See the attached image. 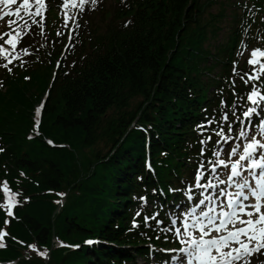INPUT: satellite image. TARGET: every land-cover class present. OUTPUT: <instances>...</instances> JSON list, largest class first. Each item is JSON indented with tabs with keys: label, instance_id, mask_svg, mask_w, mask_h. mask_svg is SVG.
Returning <instances> with one entry per match:
<instances>
[{
	"label": "trees",
	"instance_id": "trees-1",
	"mask_svg": "<svg viewBox=\"0 0 264 264\" xmlns=\"http://www.w3.org/2000/svg\"><path fill=\"white\" fill-rule=\"evenodd\" d=\"M63 3L47 0L43 27L20 24V58L0 66V182L16 196L13 216L0 207V263L167 262L164 229L223 147L211 129L264 95L241 60L264 50V0H103L95 18L69 10L67 27ZM44 95L41 136L27 139Z\"/></svg>",
	"mask_w": 264,
	"mask_h": 264
},
{
	"label": "snow or ice",
	"instance_id": "snow-or-ice-1",
	"mask_svg": "<svg viewBox=\"0 0 264 264\" xmlns=\"http://www.w3.org/2000/svg\"><path fill=\"white\" fill-rule=\"evenodd\" d=\"M88 2L89 0H64L62 10L65 27L68 26V21L73 19V16L69 15V5L71 8H79L80 11H83L84 5ZM90 2L95 4L96 0H90ZM0 3L7 8L16 4L17 0H0ZM34 6L35 11L33 12L31 9ZM21 10H23L24 16L42 17L46 10L45 0H22L14 12H5L4 16L21 17ZM2 18L0 17V19ZM7 23L11 27L17 21L8 20ZM32 23L40 24L35 19L32 20ZM25 26H27V21H25ZM40 26L43 27L42 24ZM78 26V24L75 25V27ZM25 34L22 28L0 34V40L4 36H8L4 44L9 46V48H5L0 44V59L6 61L0 66L7 68L13 60L20 58V53H13ZM22 53L29 54L27 49H23ZM262 58H264V50L254 49L251 51L247 63L252 66L253 73H245L248 77L245 83L261 79V74H264ZM233 71H236L235 66ZM241 79L244 77L242 76ZM246 99L252 105L259 107L261 101H264V95L253 90ZM42 108L43 104L37 109V118ZM231 111L235 120H230L228 113H224L221 117V120L226 124L227 131H225L224 125H218V128L211 129L212 134L219 138L216 145L219 146L221 143L229 145L230 151L220 147L214 148L212 155L215 159L207 162L211 164L210 168L206 167L204 161H201L195 173L194 188L203 190L200 193L202 198L194 196L192 188H189L185 195L188 201L193 202L190 210L174 218L169 227L164 229L166 232L174 230L177 240L182 245L178 249L180 255L173 258V264H251L250 258L264 250V121L253 122V117L257 113L256 107H249L236 115V105L234 104ZM237 122L240 125V131L233 136V133L236 132L233 125ZM213 123H218L215 118L209 119L207 125L200 127L207 131V126ZM38 126L39 119L36 121V127L38 128ZM250 128L258 129L261 139H256L255 135L249 137ZM234 139H239L242 143L229 144V141ZM211 140L212 135H208L200 143L206 145ZM2 151L3 149L0 148V152ZM204 152L205 149L202 148V156ZM222 153H226V158H221ZM218 168L227 170L226 179L218 178ZM206 174L212 175L216 182L208 180ZM249 177L254 183L250 182ZM220 184L225 185V188L220 189L215 195L204 194L208 189L218 188ZM229 188L236 190L228 191ZM3 191L6 203L0 207L5 208L7 215L11 217L14 215L12 208L16 204V196L10 192L7 183L4 184ZM197 208H200L199 212H197ZM145 219H155V216ZM5 223H9V221L6 220ZM160 223L162 222L157 220V224ZM6 235V232L0 231V241ZM4 246L0 242V247ZM29 247L35 250L34 246ZM41 255H46V253H41Z\"/></svg>",
	"mask_w": 264,
	"mask_h": 264
},
{
	"label": "rangeland",
	"instance_id": "rangeland-1",
	"mask_svg": "<svg viewBox=\"0 0 264 264\" xmlns=\"http://www.w3.org/2000/svg\"><path fill=\"white\" fill-rule=\"evenodd\" d=\"M61 1H64V0H61ZM226 1V0H225ZM228 1H235V0H228ZM22 3V2H21ZM45 4H46V8H47V0H45ZM103 5V0H96V3L93 4L90 2L86 3L84 5V10L83 11H80L79 8H71V6L69 5V10L70 12L75 15V14H85V15H89V16H92L91 18H95L97 17V14L100 12V10L98 11V9L101 8V6ZM108 5V4H106ZM19 7V6H18ZM213 10H215V8H213ZM31 11H35V6L31 9ZM98 11V12H97ZM47 16V9L43 12L42 14V17L41 16H35V17H29V16H24V14L22 15L21 13V17H16V16H12V17H9V18H6L2 21H0V34H3V33H8V32H12L13 29H17V24H21L22 22V19L24 18H27L28 17V20H32L33 18H39L41 19L42 21L45 20V17ZM90 18V19H91ZM8 20H14V21H17V23L13 24L11 27H9L8 25ZM21 21V22H20ZM23 23V22H22ZM227 25V20H223L221 23H220V26H221V30L220 31H225V27ZM14 34V33H13ZM8 39V36H4V38L2 40H0V44L4 45L5 48H9V46L7 44H4V41ZM250 53L251 52H246L241 56V60L242 61H248V59L250 58ZM6 62L5 60L3 59H0V63L1 62ZM14 62H12L10 65H13ZM1 65V64H0ZM13 71H11V75H13L12 73ZM5 90V88H1V92H3ZM43 97L45 96H42L39 101L33 106V109H32V113H31V116H30V119L32 120V128L31 130L26 134V138L27 139H34L35 137H40L41 136V133H40V130H39V127L37 128L36 127V121L37 119H39V122L41 121V114L39 115V117L37 118V108L41 105V101L43 99ZM264 101H262L260 103V106L257 107V113L256 115H254L253 117V122L254 123H259L260 121H264ZM247 124V122H245ZM240 131V125L237 127L236 129V132L233 134V136L236 135V133H238ZM253 135L256 136V139H261V137L258 135V129L256 128H250L249 130V137H252ZM46 141V144L51 146V147H59L58 144H53V142L51 140H44ZM244 142H247V141H244ZM242 141L239 140V139H234L232 141H229V144H241ZM223 147H220V148H223V149H226L228 151H230V147L229 145H225V144H221ZM221 158H226V153H222V156ZM226 169L224 168H218L217 169V173H218V178L219 179H226ZM207 175V174H206ZM245 175H248V173H245ZM207 178L208 180L212 181L213 183H215L216 181L213 179L212 175H207ZM2 182V181H1ZM0 182V194L2 195L4 193L3 191V186L4 184H1ZM225 188V185L223 184H220L218 188H214V189H208L207 192H205L204 194L205 195H215L216 192H218L220 189H223ZM203 190L200 189L198 191V194H197V198H202L200 196V193L202 192ZM228 191H235L234 188H229ZM63 202V200H61L60 204ZM206 210V208H205ZM187 211L189 210H185V211H182L181 212V215L182 214H185ZM174 219V218H173ZM0 231H3L5 232L3 229H0ZM174 239H172V241H175V242H172L173 246H170L167 241H165L166 244V247L164 248L165 250H161L163 252L164 255H161V259L163 258H167L168 261L166 263L164 262H161L160 264H173V258L176 257L177 255H180L179 252H178V249L182 246L180 244V242L177 240L176 238V235L174 234ZM2 243H4V240L0 241ZM171 243V242H170ZM168 245V246H167ZM177 247V248H175ZM160 252V250H157ZM35 254V253H34ZM42 258H44L45 262L47 261V256H41ZM250 261H251V264H264V250H261V252L259 253H256L254 254L251 258H250ZM157 262L155 260H151V264H156ZM2 264V263H0ZM6 264V263H5ZM15 264V263H14ZM137 264H143V261H139ZM158 264V263H157Z\"/></svg>",
	"mask_w": 264,
	"mask_h": 264
}]
</instances>
